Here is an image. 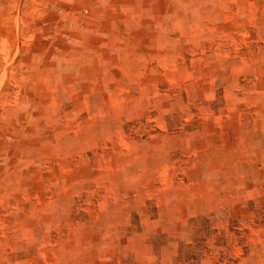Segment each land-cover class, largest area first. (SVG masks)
Segmentation results:
<instances>
[{
    "label": "rangeland",
    "instance_id": "374dc122",
    "mask_svg": "<svg viewBox=\"0 0 264 264\" xmlns=\"http://www.w3.org/2000/svg\"><path fill=\"white\" fill-rule=\"evenodd\" d=\"M0 264H264V0H0Z\"/></svg>",
    "mask_w": 264,
    "mask_h": 264
}]
</instances>
